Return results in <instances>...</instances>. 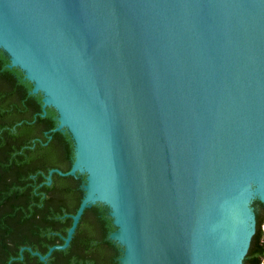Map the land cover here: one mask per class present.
Masks as SVG:
<instances>
[{
    "label": "water",
    "instance_id": "95a60500",
    "mask_svg": "<svg viewBox=\"0 0 264 264\" xmlns=\"http://www.w3.org/2000/svg\"><path fill=\"white\" fill-rule=\"evenodd\" d=\"M0 20L8 66L75 140L48 183L87 175L64 243L33 254L68 247L102 202L120 264H243L264 201V0H0ZM48 71L83 107H61Z\"/></svg>",
    "mask_w": 264,
    "mask_h": 264
},
{
    "label": "trees",
    "instance_id": "16d2710c",
    "mask_svg": "<svg viewBox=\"0 0 264 264\" xmlns=\"http://www.w3.org/2000/svg\"><path fill=\"white\" fill-rule=\"evenodd\" d=\"M10 55L0 48V264H120L124 246L110 238L118 227L109 205L85 209L65 249L46 254L64 238L85 195L86 174L70 170L75 140L69 129L55 130L58 112L43 108V93H32L25 71L9 67ZM256 227L243 264L264 260V201L255 198Z\"/></svg>",
    "mask_w": 264,
    "mask_h": 264
},
{
    "label": "bare ground",
    "instance_id": "6f19581e",
    "mask_svg": "<svg viewBox=\"0 0 264 264\" xmlns=\"http://www.w3.org/2000/svg\"><path fill=\"white\" fill-rule=\"evenodd\" d=\"M5 21L4 20H0V31L3 30L5 26ZM22 42L25 43L26 42V37H22ZM20 38V39H21ZM6 41L8 44H10V47H12L13 51L16 53H19L22 51V48L20 47L19 43L16 41V36L15 34H10L7 38ZM29 45V43H28ZM45 61L42 57H39L38 59H36V61L34 63H32L31 68L34 72H38L39 75H41V69H40V65H45ZM44 78L46 80H48V84H61V86L59 85V89H58V93H57V98L59 100V103L61 105V107L65 110L68 108H72L73 105H78L80 104L81 107H83V103L82 101L77 98L75 95H73L71 92H69L67 89H65L63 87V80L60 76V74L58 73H52L50 71H48V74H46L44 76ZM75 123V122H74ZM76 127H79L78 125ZM79 130V128H77ZM90 141V140H89ZM81 142L83 143V139H81ZM95 142V141H94ZM93 146V145H92ZM93 148H95V146H93Z\"/></svg>",
    "mask_w": 264,
    "mask_h": 264
},
{
    "label": "rangeland",
    "instance_id": "374dc122",
    "mask_svg": "<svg viewBox=\"0 0 264 264\" xmlns=\"http://www.w3.org/2000/svg\"><path fill=\"white\" fill-rule=\"evenodd\" d=\"M262 228H263V230H264V224L262 225ZM262 264H264V260H263V263Z\"/></svg>",
    "mask_w": 264,
    "mask_h": 264
}]
</instances>
